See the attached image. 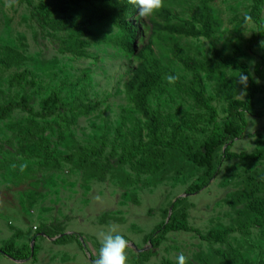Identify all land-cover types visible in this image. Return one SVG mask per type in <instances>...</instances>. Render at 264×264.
I'll return each instance as SVG.
<instances>
[{"label":"rangeland","instance_id":"rangeland-1","mask_svg":"<svg viewBox=\"0 0 264 264\" xmlns=\"http://www.w3.org/2000/svg\"><path fill=\"white\" fill-rule=\"evenodd\" d=\"M207 1V7L219 24L214 42L173 35L165 30L163 11L176 17L173 24L182 25L201 14ZM251 5L252 0H165V7L155 16L142 18L138 14L132 20L139 31L137 51L153 41L155 57L162 66L178 72L187 83L192 74L174 58L175 44L194 61L209 59L213 44L227 54L239 49L241 60L249 65L260 88L255 107L262 112L264 81L255 75V67L262 62L263 52L261 44H251L256 26L244 20ZM74 14L90 31L85 37L86 57L64 54L61 41L66 40L69 33L55 34L42 28L27 5H20L16 0H0V45L24 52L27 61L23 70L32 71L38 80V87L26 81L21 86H12L11 80L17 71L0 67V109L28 94L39 112L41 101L63 84H68L62 92L64 101H71L83 88L89 99L98 105L90 115L78 118L70 130L61 129L54 118L43 120L21 110L0 113V249L11 239L21 247L38 237L36 244L41 250L36 264H93L77 242L57 245L54 240L38 236L35 229L47 225L52 229L62 227L67 234L81 235L94 258L99 257L102 235L112 229H115L113 234L127 237L129 243L138 248L128 247V264H163L165 260L178 263L180 254L185 255L188 264H222L217 251L232 258L226 246L209 244L192 233H171L158 250L144 239L165 221L164 211L178 198L188 199L190 225L203 235L215 229L237 227L239 220L249 218L245 192L247 172L261 181L264 162L224 160L210 185L195 195H189L187 190L199 182L201 171L175 155H168L166 167L156 176L138 171L136 162L140 154L131 163L121 164L122 145L137 144L134 128L142 129L145 122L125 92V85L139 60L118 45L122 33L114 24L97 18L90 8H82ZM239 75L231 69L212 79L203 74L207 93L215 98L214 105L221 119L226 116L228 96L239 100L247 96V92L243 96L239 94L235 82ZM79 80L80 84L73 88ZM165 85L166 93H156L150 98L153 108L172 114L177 121L184 113H204L192 99L178 92L175 84H169L167 78ZM246 119L248 127L244 138L233 143L232 153L253 154L260 137L261 149H264V117L247 114ZM48 125L51 128L44 134L42 131ZM62 135L65 140L60 143ZM103 135L108 138L100 162L105 166V175L97 167L80 166L78 157L73 162L66 160L77 154L79 147L100 144ZM195 136L199 141L205 138L202 134ZM42 137L52 143L57 166L55 162H46L40 147ZM109 160L111 165L107 166ZM179 165L183 169L177 173L175 167ZM247 239L264 247L256 230L245 235L235 233L230 243L242 252L247 264H255L258 250L251 248ZM142 253L154 256L144 262ZM0 264L34 263L17 262L0 253Z\"/></svg>","mask_w":264,"mask_h":264},{"label":"trees","instance_id":"trees-1","mask_svg":"<svg viewBox=\"0 0 264 264\" xmlns=\"http://www.w3.org/2000/svg\"><path fill=\"white\" fill-rule=\"evenodd\" d=\"M16 1L20 5H27L32 9L42 28H48L55 34L69 33L67 39L61 41V51L64 54H71L80 58L87 56L88 43L85 37L90 34V31L86 28V23L80 22L78 15L74 14L82 8H90L97 18L111 22L122 33L118 45L127 54L135 55L139 60V65L133 70L132 77L125 85V92L145 122L142 129L138 126L134 128V134L139 142L131 144V146L122 145L123 153L119 157L121 164L131 163L135 156L140 154L141 157L136 162L138 171L156 176L166 167L165 162L168 155H175L193 164L195 168L201 171L198 178L199 182L191 185L187 190L189 195H195L210 185L211 181L220 172L224 160L264 162L261 137L257 141V149L253 154L231 152L233 143L244 138L248 127L246 115L249 114L257 118L264 117V111L258 112L255 107V100L260 93V88L249 65L241 60L239 49H235L233 54H227L213 44L209 59L203 58L194 61L184 55L180 45L175 44L173 47L174 58L192 74L190 81L184 83L183 77L178 72L164 68L159 59L155 57L153 41L137 51L136 41L139 37V31L132 21L138 15L135 0H37L38 4H35L36 0ZM204 3L203 12L194 15L192 20L184 21L182 25L173 24L172 22L176 20V17L169 11H163L162 16L166 22L165 30L173 35L198 40L205 38L214 42L219 24L214 20L212 11L207 7L209 2ZM58 13L62 16L57 15ZM246 16L251 17L249 22L257 28L251 39V44H261L264 41V0H252L250 12ZM262 52V62L256 65L255 75L261 81H264V48H262ZM26 61L27 58L24 52L0 45V67L5 70L15 69L17 71L11 80L12 86L16 84L21 86L26 81L33 87H38L35 74L27 68L23 70ZM229 69L239 73L244 72L249 76L247 96L244 100L228 96L227 107L224 111L226 116L221 119L220 112L214 105L215 98L207 93L203 74H206L208 79H212L224 70ZM21 70L23 72H19ZM169 75L178 77L174 83L178 92L192 99L204 113H184L182 118L177 121L172 114H165L152 107L150 98L156 93L164 94L167 92L165 79ZM80 82L79 80L72 87L77 88ZM67 87L68 84H63L55 89L50 96L44 98L41 101V111L39 112L33 107V98L25 94L20 101L11 102L7 107L0 109V113L2 111L11 113L14 110H21L32 117L43 120L54 118L55 123L61 129L70 130L78 118L82 115H90L97 109L98 105L89 99V94L83 88L71 101H64L62 92ZM49 128H51V125L44 128L42 132L46 134ZM197 134L205 135V138L199 141L195 136ZM117 136L120 138V135ZM64 140L65 136L62 135L59 142L62 143ZM100 141L98 145L79 147L77 154L66 158V160L73 162L78 157L80 166L84 168L97 167L105 175V166L102 167L100 162L107 148V135H103ZM40 147L46 162H55L57 166L58 160L54 157L52 143L42 137ZM223 151L224 153L221 155ZM110 165L111 160L108 161L107 166ZM177 167H175L176 172L180 173L183 167L181 165ZM247 175L245 192L249 218L239 220L237 227L215 229L203 235L198 229L190 225L189 211L191 205L188 203V199L178 198L170 205V208L164 211L165 221L147 235L144 241L154 250H158L169 234L192 233L209 244L226 246L232 258L223 251H217V255L222 259V264H247L242 252L230 243V237L233 234L245 235L253 230H256L264 241V178L260 181L250 171L247 172ZM171 208L173 213L171 218L168 219ZM101 222L105 223L103 220ZM35 230L38 236L44 234L43 237L51 240L56 239L54 243L57 245H68L77 242L86 254L89 252L82 241L81 235L67 234L62 227L52 229L47 225H42ZM125 238L130 242L127 237ZM37 240L38 237L35 238L36 242ZM32 241L33 239L28 244L18 247L16 240L11 239L0 249L1 254L14 260L32 261L36 264L41 248L35 244L34 250H32ZM246 242L251 248L258 250L255 264H264V247L250 239H247ZM153 256L154 254L151 253H142L141 255L144 262ZM98 258L93 257V260L95 261ZM163 264L178 263L165 260Z\"/></svg>","mask_w":264,"mask_h":264},{"label":"clouds","instance_id":"clouds-1","mask_svg":"<svg viewBox=\"0 0 264 264\" xmlns=\"http://www.w3.org/2000/svg\"><path fill=\"white\" fill-rule=\"evenodd\" d=\"M135 7L140 17L149 18L155 16L165 7V0H135ZM244 20L248 22L251 17L245 16ZM261 47L264 48V41L261 42ZM177 79L178 77L173 75L167 77L169 84H174ZM248 81L249 76L244 72H240L238 79L235 80L241 96L246 95ZM114 232L115 229H112L102 235L99 258L93 264H128L129 241L120 234H113ZM177 262L178 264H188V260L183 254L178 256Z\"/></svg>","mask_w":264,"mask_h":264},{"label":"water","instance_id":"water-1","mask_svg":"<svg viewBox=\"0 0 264 264\" xmlns=\"http://www.w3.org/2000/svg\"><path fill=\"white\" fill-rule=\"evenodd\" d=\"M172 213H173V209L171 208L170 209V212H169V217H168V219H170L171 218V216H172ZM43 236H44V234H43ZM56 239H54V241H55ZM35 244H36V241H35V239H33V241H32V250H34V246H35ZM85 245V244H84ZM86 247V246H85ZM129 247H132V248H134V249H138L137 248V246L135 245V244H131V243H129ZM0 253H1V250H0ZM87 255H88V258L90 259V261L93 263L94 262V260H93V257H92V255H91V253H87ZM15 261H17V262H25V261H19V260H15Z\"/></svg>","mask_w":264,"mask_h":264}]
</instances>
